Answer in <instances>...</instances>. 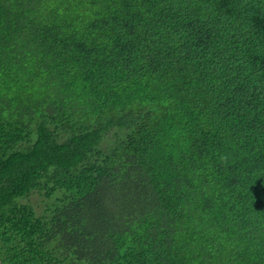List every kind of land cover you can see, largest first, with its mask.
Masks as SVG:
<instances>
[{"label":"trees","instance_id":"obj_1","mask_svg":"<svg viewBox=\"0 0 264 264\" xmlns=\"http://www.w3.org/2000/svg\"><path fill=\"white\" fill-rule=\"evenodd\" d=\"M1 264H264V0H0Z\"/></svg>","mask_w":264,"mask_h":264},{"label":"water","instance_id":"obj_2","mask_svg":"<svg viewBox=\"0 0 264 264\" xmlns=\"http://www.w3.org/2000/svg\"><path fill=\"white\" fill-rule=\"evenodd\" d=\"M0 264H1V261H0Z\"/></svg>","mask_w":264,"mask_h":264}]
</instances>
